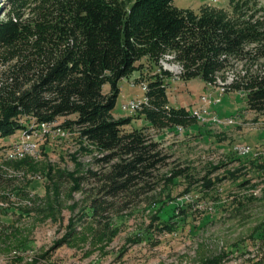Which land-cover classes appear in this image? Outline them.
<instances>
[{
  "label": "rangeland",
  "instance_id": "374dc122",
  "mask_svg": "<svg viewBox=\"0 0 264 264\" xmlns=\"http://www.w3.org/2000/svg\"><path fill=\"white\" fill-rule=\"evenodd\" d=\"M207 5L228 9L229 0H174L175 7L196 13ZM13 13L0 0V22ZM173 59L164 57L160 66L144 59L119 82L113 110L116 120H133L126 131L143 129L169 157L150 186L105 197L109 167L98 160L106 154L78 130L62 128L75 116L45 129L22 117L28 128L0 139V264H264V113L249 111L243 94L226 91L220 80L178 79L182 67ZM160 68L172 74L168 107L193 113L190 126L152 128L139 119L144 108L125 109L136 99L149 104L142 81L150 82ZM232 80L230 72L226 84ZM209 94L221 101L202 102ZM214 116L230 120L217 124ZM23 142L36 149L11 156ZM173 169L185 173L166 182ZM97 199L105 202L98 216L92 208Z\"/></svg>",
  "mask_w": 264,
  "mask_h": 264
},
{
  "label": "trees",
  "instance_id": "16d2710c",
  "mask_svg": "<svg viewBox=\"0 0 264 264\" xmlns=\"http://www.w3.org/2000/svg\"><path fill=\"white\" fill-rule=\"evenodd\" d=\"M14 13L0 22V139L25 131L20 122L66 120L64 130L106 154L98 162L107 198L150 186L169 157L143 129L126 131L131 118L113 115L119 82L166 56L182 67L178 79L220 80L228 92L242 93L247 109L264 113V5L229 0V8L204 6L198 13L174 0H7ZM232 72L233 80L226 84ZM172 74L159 69L148 85L139 119L150 127H186L193 113L168 107ZM111 85L110 93L104 88ZM147 100V99H146ZM146 104V102L144 103ZM185 170H172L171 182ZM97 176V174H93ZM153 189V188H152ZM105 203V202H104ZM92 203L95 215L104 207Z\"/></svg>",
  "mask_w": 264,
  "mask_h": 264
},
{
  "label": "built area",
  "instance_id": "2783aa9c",
  "mask_svg": "<svg viewBox=\"0 0 264 264\" xmlns=\"http://www.w3.org/2000/svg\"><path fill=\"white\" fill-rule=\"evenodd\" d=\"M143 89H147V84H142ZM203 99H210V102L219 103L221 100L214 98L213 94H209V96H204L201 98V101L203 102ZM150 102V101H149ZM149 104H140V99L129 101L124 107L125 109H128L129 112H137L139 110H142L145 107H148ZM204 112V115L208 114V109L202 110ZM213 122L217 124L226 123V121H229L230 119H227L225 121L220 120L218 117L214 116ZM51 124H45V128H49ZM36 149V145H25V142H23L21 145L14 146L10 151L12 152H33ZM249 152H244V154H248Z\"/></svg>",
  "mask_w": 264,
  "mask_h": 264
},
{
  "label": "bare ground",
  "instance_id": "6f19581e",
  "mask_svg": "<svg viewBox=\"0 0 264 264\" xmlns=\"http://www.w3.org/2000/svg\"><path fill=\"white\" fill-rule=\"evenodd\" d=\"M145 102H147V100L145 99L144 101H140V104H144ZM128 110V109H126ZM42 128L45 129V124L41 125ZM26 143V142H25ZM25 145H33V144H30V143H26ZM250 149H247V150H244V152H249ZM26 153H29V152H12L10 155L11 156H14V157H20L22 158ZM27 155V154H26Z\"/></svg>",
  "mask_w": 264,
  "mask_h": 264
}]
</instances>
